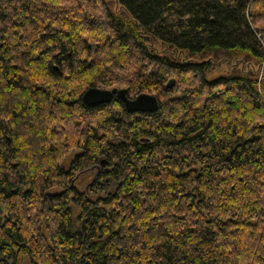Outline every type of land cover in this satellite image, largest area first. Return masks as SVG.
<instances>
[{"label": "trees", "instance_id": "1", "mask_svg": "<svg viewBox=\"0 0 264 264\" xmlns=\"http://www.w3.org/2000/svg\"><path fill=\"white\" fill-rule=\"evenodd\" d=\"M0 264H264V0H0Z\"/></svg>", "mask_w": 264, "mask_h": 264}, {"label": "water", "instance_id": "2", "mask_svg": "<svg viewBox=\"0 0 264 264\" xmlns=\"http://www.w3.org/2000/svg\"><path fill=\"white\" fill-rule=\"evenodd\" d=\"M175 80L171 79L167 84L168 88H173ZM122 102L124 109L130 114L156 113L160 109L159 99L152 94L142 93L134 99H130L126 89H101L90 88L83 95V102L89 108H97L102 105L110 104L114 99Z\"/></svg>", "mask_w": 264, "mask_h": 264}, {"label": "rangeland", "instance_id": "3", "mask_svg": "<svg viewBox=\"0 0 264 264\" xmlns=\"http://www.w3.org/2000/svg\"><path fill=\"white\" fill-rule=\"evenodd\" d=\"M102 89V88H101ZM109 90H111V89H109ZM87 185H84V186H80L79 185V188H80V190H84V188L86 187Z\"/></svg>", "mask_w": 264, "mask_h": 264}]
</instances>
